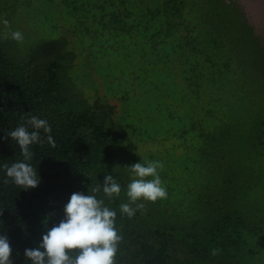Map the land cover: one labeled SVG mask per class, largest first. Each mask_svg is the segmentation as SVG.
<instances>
[{
	"label": "trees",
	"instance_id": "16d2710c",
	"mask_svg": "<svg viewBox=\"0 0 264 264\" xmlns=\"http://www.w3.org/2000/svg\"><path fill=\"white\" fill-rule=\"evenodd\" d=\"M39 10L59 35L24 49L11 32ZM30 116L55 143L30 145L35 188L0 169L13 264L105 175L115 264H264V46L237 0H0V165L22 159L7 133ZM149 160L167 197L121 214L127 166Z\"/></svg>",
	"mask_w": 264,
	"mask_h": 264
},
{
	"label": "clouds",
	"instance_id": "9594fccd",
	"mask_svg": "<svg viewBox=\"0 0 264 264\" xmlns=\"http://www.w3.org/2000/svg\"><path fill=\"white\" fill-rule=\"evenodd\" d=\"M11 38L19 41L23 35L16 30L11 32ZM41 131L48 134L47 142L54 145L51 125L37 116H30L25 124L7 133L19 145L22 159L10 166L0 165V169L22 189L35 188L40 183L36 168L30 163L33 156L30 145L41 142ZM127 167L134 178L127 184L129 202L121 203L119 208L121 214L132 217L137 209L143 208L142 203H136L138 200L155 202L164 199L167 190L158 173L163 167L160 161H139ZM101 191L104 197L111 199L119 196L121 186L112 175H105L102 184L92 188L91 194L88 191L73 192L63 206V218L42 233L36 247L24 249L26 264H115L122 236L115 226L116 210L96 195ZM11 251L8 236L0 234V264H13ZM217 251L212 249V254Z\"/></svg>",
	"mask_w": 264,
	"mask_h": 264
},
{
	"label": "rangeland",
	"instance_id": "374dc122",
	"mask_svg": "<svg viewBox=\"0 0 264 264\" xmlns=\"http://www.w3.org/2000/svg\"><path fill=\"white\" fill-rule=\"evenodd\" d=\"M243 7L246 12L249 22L255 26V33L261 37V41L264 46V0H237ZM40 11L45 14V10H39L36 13L31 12L26 16V22L23 24V27L29 28L27 35H23L22 46L23 48H28L29 46L36 45V42L44 41L48 39H53L57 37L59 33L56 30H51L47 27L49 22L44 20L43 15L40 14ZM35 14V15H34ZM39 21V22H36ZM45 23H44V22ZM44 25V27H42ZM36 26V27H35ZM32 28V29H31ZM29 50V49H28ZM89 69V68H88ZM89 73L94 75V72ZM91 84L94 83V79L90 80ZM138 108L135 106L133 109L136 112Z\"/></svg>",
	"mask_w": 264,
	"mask_h": 264
},
{
	"label": "crops",
	"instance_id": "0c3cea01",
	"mask_svg": "<svg viewBox=\"0 0 264 264\" xmlns=\"http://www.w3.org/2000/svg\"><path fill=\"white\" fill-rule=\"evenodd\" d=\"M254 26V25H253ZM255 27V26H254Z\"/></svg>",
	"mask_w": 264,
	"mask_h": 264
}]
</instances>
